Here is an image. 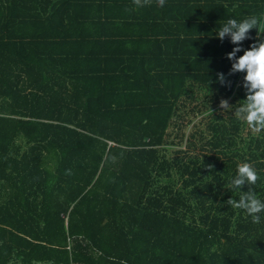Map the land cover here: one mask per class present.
Here are the masks:
<instances>
[{"label": "trees", "instance_id": "trees-1", "mask_svg": "<svg viewBox=\"0 0 264 264\" xmlns=\"http://www.w3.org/2000/svg\"><path fill=\"white\" fill-rule=\"evenodd\" d=\"M253 15L264 0H0V264H264V212L226 203L264 201V137L241 189L235 115L206 125L224 158L160 154L195 91L234 110L246 98L227 54L264 19L240 45L216 33ZM173 166L182 186L157 187Z\"/></svg>", "mask_w": 264, "mask_h": 264}, {"label": "clouds", "instance_id": "clouds-1", "mask_svg": "<svg viewBox=\"0 0 264 264\" xmlns=\"http://www.w3.org/2000/svg\"><path fill=\"white\" fill-rule=\"evenodd\" d=\"M151 0H133L137 7L149 5ZM158 7H164L165 0H156ZM131 11V9H127ZM262 17L255 15L246 17L241 21L228 19L216 33V36L223 40L226 35L231 36V42L240 45L245 39H249L248 33L252 29H258ZM243 51V55L237 58V53ZM229 60H233L231 73L243 72L244 88L246 98L241 100L239 106L235 108L234 115L244 120L253 132L264 131V37L250 45L248 49H242L240 46L233 48L227 54ZM221 84L225 82L223 73L218 74ZM220 108L231 110L226 100L220 101ZM259 176L256 170L249 163H242L237 166V173L230 183L234 188L241 189L244 185L255 184ZM233 208L245 210L251 217L253 223H260L259 213L264 212V201H261L256 194L248 189L247 192H241L239 200L232 198L226 202ZM121 264H126L122 261Z\"/></svg>", "mask_w": 264, "mask_h": 264}, {"label": "rangeland", "instance_id": "rangeland-1", "mask_svg": "<svg viewBox=\"0 0 264 264\" xmlns=\"http://www.w3.org/2000/svg\"><path fill=\"white\" fill-rule=\"evenodd\" d=\"M227 102L229 99H224ZM231 110L220 108V101H214V99L207 97L203 93L198 91L194 92V100L185 105L182 110V118L176 117L171 126L168 128V133L165 138L164 148L162 147L160 154L163 155L168 160H172L178 155V151L181 152V156L184 157V161H188L190 158L198 155L199 159L206 154H212L214 156L218 155L219 158H224L225 155L218 153L212 149L206 151V144H203L211 135L206 131V125L208 122L213 120V114L222 113L224 116H229L232 114L234 116V104H230ZM244 131L241 133V139L239 140V150L242 159H239V165L242 163H252L247 161V157L252 151V146H249V140L255 138L256 136L264 137V131L253 132L250 127L244 124ZM203 133V139L199 133ZM194 134V138L191 135ZM189 141L192 143V147L189 148L187 144ZM236 157H234L235 159ZM264 169V168H263ZM264 171V170H263ZM157 177H155L157 182V187L162 186L164 183L169 182V180L174 182L173 188H180L183 184L184 177H181L176 170V166L168 169L169 174L166 175L165 172L159 171ZM225 189L223 190V192Z\"/></svg>", "mask_w": 264, "mask_h": 264}, {"label": "built area", "instance_id": "built-area-1", "mask_svg": "<svg viewBox=\"0 0 264 264\" xmlns=\"http://www.w3.org/2000/svg\"><path fill=\"white\" fill-rule=\"evenodd\" d=\"M68 249H69V247H68Z\"/></svg>", "mask_w": 264, "mask_h": 264}]
</instances>
